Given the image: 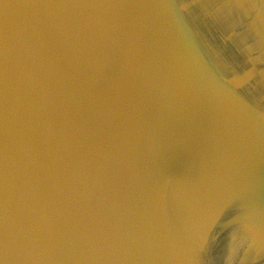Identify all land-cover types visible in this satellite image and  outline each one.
<instances>
[{"label": "water", "instance_id": "water-1", "mask_svg": "<svg viewBox=\"0 0 264 264\" xmlns=\"http://www.w3.org/2000/svg\"><path fill=\"white\" fill-rule=\"evenodd\" d=\"M0 264H264V0H0Z\"/></svg>", "mask_w": 264, "mask_h": 264}]
</instances>
